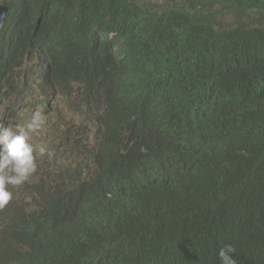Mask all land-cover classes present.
Segmentation results:
<instances>
[{"label": "trees", "instance_id": "obj_1", "mask_svg": "<svg viewBox=\"0 0 264 264\" xmlns=\"http://www.w3.org/2000/svg\"><path fill=\"white\" fill-rule=\"evenodd\" d=\"M2 3L0 103L36 53L95 136L30 177L0 264H264V0Z\"/></svg>", "mask_w": 264, "mask_h": 264}, {"label": "clouds", "instance_id": "obj_2", "mask_svg": "<svg viewBox=\"0 0 264 264\" xmlns=\"http://www.w3.org/2000/svg\"><path fill=\"white\" fill-rule=\"evenodd\" d=\"M2 6L9 8L3 32L9 21L10 6L5 3L0 4V7ZM39 59L40 65L29 70V72L27 71L23 75H19L18 70V75H16L18 81L14 83L15 88L10 94V99L0 103V119L1 117H8L15 111L14 105L16 108L20 107L26 111L31 109L34 113L26 126H23L21 123L13 126L1 123L0 121V228L3 223H7V217L16 218L23 214L12 205L20 194L23 195L25 191L24 187L28 184L27 182L30 177L32 182L34 175L40 170L37 176L39 180L35 184L40 183V175L44 179L47 178V174L50 172L49 166L46 165L47 157L51 158V163L54 155L60 157L61 159L56 163H63L64 167L67 165L65 157L68 156L76 138L92 142L95 136L93 131H81L80 116L71 107L68 99L58 94L57 90L52 86L50 65L47 64L46 67V57L41 58L39 56ZM6 85H9L8 81ZM49 99L54 103L59 101L66 102L76 113L80 121L74 134H71L69 131L68 133H64L63 136V134L57 131L54 134V130H49L45 139H36L35 133L38 134L45 124V117L39 112L47 110L48 106H44L49 103ZM22 103H25L26 106L22 107ZM90 134H93V138H90ZM51 143H54L57 148H53ZM44 168L45 170L42 171ZM121 170L125 175L130 171L126 168H121ZM29 211L30 209L27 212ZM2 246L3 242H0V247ZM235 251L236 249L232 244L222 247L218 253L220 264H237L233 256Z\"/></svg>", "mask_w": 264, "mask_h": 264}, {"label": "rangeland", "instance_id": "obj_3", "mask_svg": "<svg viewBox=\"0 0 264 264\" xmlns=\"http://www.w3.org/2000/svg\"><path fill=\"white\" fill-rule=\"evenodd\" d=\"M151 1L165 2L166 0ZM223 19L227 21L234 20L231 15L221 16V20ZM39 61V56L36 54H32V56L26 60L25 65L21 69H19V75H23L27 71L29 72V70H32L36 66H39ZM48 104L49 106L47 110H45L44 112H39L45 117V124L38 134L35 133L36 139H45L46 134L49 130H54V134H56L55 131H57L63 134V136L64 133H68L69 131L71 132V134H74L77 130V126H79L80 121L76 113L64 101L54 103L49 99ZM47 105H45L44 107H46ZM14 107L15 111H13L8 117H1V123H7L8 125L13 126H17L21 123L23 126H26V124L31 120L34 113L31 111V109L26 111L20 107L16 108L15 105ZM90 138H93V134H90ZM46 160L47 163H51L50 157H47ZM38 180L39 179L37 178L36 182H38Z\"/></svg>", "mask_w": 264, "mask_h": 264}, {"label": "water", "instance_id": "obj_4", "mask_svg": "<svg viewBox=\"0 0 264 264\" xmlns=\"http://www.w3.org/2000/svg\"><path fill=\"white\" fill-rule=\"evenodd\" d=\"M9 8L7 6L0 7V33L2 32L8 14Z\"/></svg>", "mask_w": 264, "mask_h": 264}, {"label": "bare ground", "instance_id": "obj_5", "mask_svg": "<svg viewBox=\"0 0 264 264\" xmlns=\"http://www.w3.org/2000/svg\"><path fill=\"white\" fill-rule=\"evenodd\" d=\"M47 106H49V104Z\"/></svg>", "mask_w": 264, "mask_h": 264}]
</instances>
